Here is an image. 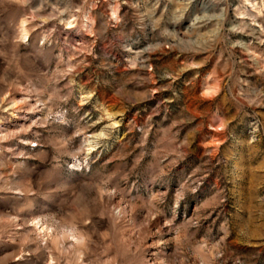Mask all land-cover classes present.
Segmentation results:
<instances>
[{"label": "clouds", "instance_id": "obj_1", "mask_svg": "<svg viewBox=\"0 0 264 264\" xmlns=\"http://www.w3.org/2000/svg\"><path fill=\"white\" fill-rule=\"evenodd\" d=\"M0 264H264V0H0Z\"/></svg>", "mask_w": 264, "mask_h": 264}, {"label": "rangeland", "instance_id": "obj_2", "mask_svg": "<svg viewBox=\"0 0 264 264\" xmlns=\"http://www.w3.org/2000/svg\"><path fill=\"white\" fill-rule=\"evenodd\" d=\"M250 40H252L251 37H244V42H248V41H250Z\"/></svg>", "mask_w": 264, "mask_h": 264}]
</instances>
